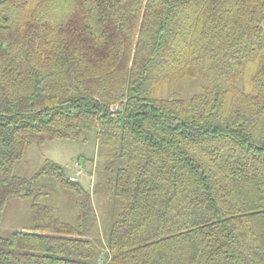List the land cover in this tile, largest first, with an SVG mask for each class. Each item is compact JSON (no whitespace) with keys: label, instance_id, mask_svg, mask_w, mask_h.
<instances>
[{"label":"trees","instance_id":"1","mask_svg":"<svg viewBox=\"0 0 264 264\" xmlns=\"http://www.w3.org/2000/svg\"><path fill=\"white\" fill-rule=\"evenodd\" d=\"M90 137V193L13 174ZM10 198L30 222L0 264H264V0H0V219Z\"/></svg>","mask_w":264,"mask_h":264},{"label":"rangeland","instance_id":"2","mask_svg":"<svg viewBox=\"0 0 264 264\" xmlns=\"http://www.w3.org/2000/svg\"><path fill=\"white\" fill-rule=\"evenodd\" d=\"M96 141L90 137L85 142L68 139H54L46 141L40 146L31 145L25 148L22 158L13 168L16 176L31 178L46 161L56 163L61 167L65 177H75L83 190L91 192L96 183ZM82 166V167H81ZM62 213L67 212L70 203L68 192H61L60 199ZM95 216L102 233L110 226L107 218L106 203L96 196L92 198ZM30 222V199L10 198L6 201L0 219V235H7L16 229L26 227Z\"/></svg>","mask_w":264,"mask_h":264},{"label":"built area","instance_id":"3","mask_svg":"<svg viewBox=\"0 0 264 264\" xmlns=\"http://www.w3.org/2000/svg\"><path fill=\"white\" fill-rule=\"evenodd\" d=\"M78 175H79V172L75 174V177H72V178H70L69 180H70L71 182H75V181H76V176H78Z\"/></svg>","mask_w":264,"mask_h":264},{"label":"crops","instance_id":"4","mask_svg":"<svg viewBox=\"0 0 264 264\" xmlns=\"http://www.w3.org/2000/svg\"><path fill=\"white\" fill-rule=\"evenodd\" d=\"M70 178H72V177H70ZM70 178H69V179H70ZM28 225H29V224H28ZM28 225H27V226H28Z\"/></svg>","mask_w":264,"mask_h":264},{"label":"water","instance_id":"5","mask_svg":"<svg viewBox=\"0 0 264 264\" xmlns=\"http://www.w3.org/2000/svg\"><path fill=\"white\" fill-rule=\"evenodd\" d=\"M82 167V166H81Z\"/></svg>","mask_w":264,"mask_h":264}]
</instances>
